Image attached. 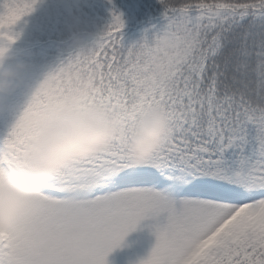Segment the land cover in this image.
Listing matches in <instances>:
<instances>
[{"label": "snow or ice", "instance_id": "1", "mask_svg": "<svg viewBox=\"0 0 264 264\" xmlns=\"http://www.w3.org/2000/svg\"><path fill=\"white\" fill-rule=\"evenodd\" d=\"M38 3L3 0L0 41L15 43L13 27ZM159 3L164 28L131 47L113 5L91 54L50 72L3 140L0 186L69 108L99 110L117 128L33 195L0 235V264H109L148 219L157 243L141 264H264V0ZM76 74L91 91L69 84ZM153 110L172 134L137 163L126 145Z\"/></svg>", "mask_w": 264, "mask_h": 264}, {"label": "clouds", "instance_id": "2", "mask_svg": "<svg viewBox=\"0 0 264 264\" xmlns=\"http://www.w3.org/2000/svg\"><path fill=\"white\" fill-rule=\"evenodd\" d=\"M97 38L86 41L79 33L71 31L68 57L71 54L90 55ZM13 59L9 49L0 55V112L5 109V99L23 84L30 68L25 62L11 63ZM68 82L77 86L82 94L93 87L89 78L79 74L70 76ZM171 134L164 111H150L137 123L126 150L134 162H146L170 139ZM116 135L115 123L99 110H66L34 143L21 170L0 186V235L11 229L33 195L53 176L72 161L103 151Z\"/></svg>", "mask_w": 264, "mask_h": 264}, {"label": "trees", "instance_id": "3", "mask_svg": "<svg viewBox=\"0 0 264 264\" xmlns=\"http://www.w3.org/2000/svg\"><path fill=\"white\" fill-rule=\"evenodd\" d=\"M113 5L123 14L126 46L142 42L146 35L152 39L165 26L159 0H40L35 10L13 27L18 37L15 43L0 41L14 58L11 63L30 65L23 84L5 99V109L0 112V148L40 84L67 60L71 31L91 41L110 24Z\"/></svg>", "mask_w": 264, "mask_h": 264}, {"label": "rangeland", "instance_id": "4", "mask_svg": "<svg viewBox=\"0 0 264 264\" xmlns=\"http://www.w3.org/2000/svg\"><path fill=\"white\" fill-rule=\"evenodd\" d=\"M166 222V216L160 218V223ZM156 220L143 221L138 228L131 232L123 245L109 257V264H141L146 260L156 246L157 239L154 235Z\"/></svg>", "mask_w": 264, "mask_h": 264}]
</instances>
